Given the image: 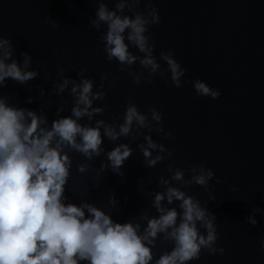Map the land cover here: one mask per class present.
Returning a JSON list of instances; mask_svg holds the SVG:
<instances>
[{
  "label": "water",
  "instance_id": "1",
  "mask_svg": "<svg viewBox=\"0 0 264 264\" xmlns=\"http://www.w3.org/2000/svg\"><path fill=\"white\" fill-rule=\"evenodd\" d=\"M105 2L111 8L115 0ZM149 2L160 15V22L149 28L155 55L159 60L162 50H174L187 69L181 78L187 82L181 87H175L169 75L159 74L151 83L136 84L115 60L106 59L99 38L105 27L97 30L90 23L97 0H0V36L11 40L18 60H23L21 52H28L30 67L39 70L24 84L7 78L0 95L10 104L43 109L51 122L58 107H64L61 115L66 116L72 105L67 90L61 94L52 90L53 81L62 79L59 69L77 80V73L86 69L83 75L93 79L94 87L106 75L107 95L95 102L105 108L97 118L119 123L129 102L144 113L155 107L163 114L165 131L174 135L166 137L155 130L151 135L172 155L165 154L163 161L148 167L136 148L142 137H121L116 142L105 138L106 150L119 142H130L134 148L122 166L124 175L111 170L97 173L104 153L88 161L91 167L81 173L76 165L86 158L71 152L66 195L76 203L95 202L115 220L125 222L141 212L156 214L148 193L160 190L158 178L169 175L170 163L184 169L185 178L193 165L203 164L215 172L208 189L193 183L185 190L215 214L216 247L225 251L202 249L199 259L189 264H264L260 247L264 239V0H140L137 9L146 11ZM160 63L166 67L164 61ZM131 67L147 75L139 63ZM197 78L218 88L221 96H197L192 83ZM40 89L45 90L43 96ZM30 96L35 98L32 103L27 100ZM111 192L119 201L114 208L108 204ZM253 208H259L254 213L256 225L247 220ZM171 247L170 241L158 239L154 251L159 254Z\"/></svg>",
  "mask_w": 264,
  "mask_h": 264
},
{
  "label": "clouds",
  "instance_id": "2",
  "mask_svg": "<svg viewBox=\"0 0 264 264\" xmlns=\"http://www.w3.org/2000/svg\"><path fill=\"white\" fill-rule=\"evenodd\" d=\"M139 3L115 0L110 8L105 0H97L90 23L97 30L105 27L99 38L106 59L115 60L120 71H127L136 84L142 80L151 83L159 74L169 75L179 88L187 82L181 79L187 69L175 58L173 49L162 50L157 59L149 28L160 22L159 10L149 2L146 11H139ZM14 53L11 40L0 36V87L6 85L7 78L24 84L39 75L38 69L30 67L28 52H21L23 60ZM136 63L147 75L132 70ZM58 71L62 79L53 81L52 90L56 94L65 90L70 93L69 115H61L65 109L60 106L55 119L49 122L43 109L37 112L10 104L8 97L0 95V264H189L199 259L202 249L222 254L225 249L216 247L215 214L185 190L193 183L208 189L215 172L203 164L193 165L185 178V170L173 168L170 163L169 175L158 178L160 190L148 193L156 214L141 212L125 222L115 220L111 212L95 202L81 199L76 203L66 195L73 163L71 152L86 158L76 165L81 173L91 167L88 161L104 153L97 173L111 170L123 176L122 166L134 148L130 142H119L106 150L105 138L116 142L121 137H142L136 148L144 163L155 167L172 152L153 139L152 131L166 137L174 133L165 131L162 112L152 107L144 113L131 102L126 104L119 123L97 118L105 106L95 102L107 95L103 84L107 76L102 74V83L94 87L93 79L83 75L86 69L77 73L78 80L64 75L63 68ZM192 83L197 96L217 99L222 94L199 78ZM44 93L40 89V95ZM34 99L28 97V103ZM118 203L111 192L108 204L114 208ZM257 211L259 208H253L247 217L252 225L258 223L254 214ZM158 239L170 241L171 249L157 254L154 249ZM260 247L264 248V239Z\"/></svg>",
  "mask_w": 264,
  "mask_h": 264
}]
</instances>
